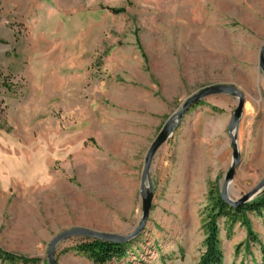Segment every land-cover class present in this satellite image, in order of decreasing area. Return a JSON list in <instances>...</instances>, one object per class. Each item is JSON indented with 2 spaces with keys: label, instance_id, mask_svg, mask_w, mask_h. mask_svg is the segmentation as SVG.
<instances>
[{
  "label": "rangeland",
  "instance_id": "obj_1",
  "mask_svg": "<svg viewBox=\"0 0 264 264\" xmlns=\"http://www.w3.org/2000/svg\"><path fill=\"white\" fill-rule=\"evenodd\" d=\"M263 43L264 0H0V248L49 264L65 230L132 233L150 145L210 85L245 95L230 195L254 188L264 178ZM237 103L201 100L158 149L150 216L126 256L96 263L75 236L57 246L58 263L199 264ZM247 217L255 243L241 221L218 219L222 264H262L264 207Z\"/></svg>",
  "mask_w": 264,
  "mask_h": 264
},
{
  "label": "water",
  "instance_id": "obj_2",
  "mask_svg": "<svg viewBox=\"0 0 264 264\" xmlns=\"http://www.w3.org/2000/svg\"><path fill=\"white\" fill-rule=\"evenodd\" d=\"M259 65L264 75V43L262 44V47L259 52ZM216 94L234 95L238 100V103L233 111V114L231 116L228 125V133L231 139L233 160L221 184L220 196L227 204L237 209L240 206L252 202L259 195L264 194V178H263L254 188H252L247 193L243 194L239 199H233L231 197L230 193L232 190V181L235 176L236 168L239 166L241 162V154L237 143V134H238L240 121L244 112L245 95L243 91L240 90L237 86L231 84H216V85L206 86L196 91L192 95H190L182 103L180 108L168 118V120L165 122L162 129L158 133L157 137L154 139V141L152 142V144L148 149L145 158L142 180H141L142 216L138 227L132 233L126 236L99 232L89 228H82V227L65 230L55 235V237L50 242L47 252L49 264H59L55 256L56 249L59 243L67 238L77 236L92 240H101V241L114 242V243H125L131 240L132 238L136 237L137 235H139L145 229L146 223L150 216L153 198H154V190L150 180V169L156 152L173 135L175 130H177L180 127L183 117L191 107L196 105L201 100Z\"/></svg>",
  "mask_w": 264,
  "mask_h": 264
},
{
  "label": "trees",
  "instance_id": "obj_3",
  "mask_svg": "<svg viewBox=\"0 0 264 264\" xmlns=\"http://www.w3.org/2000/svg\"><path fill=\"white\" fill-rule=\"evenodd\" d=\"M261 199H255L252 202L240 206L235 209L227 204L220 196V193L212 195V208L210 211V220L206 224L207 237L205 244L207 250L202 255L199 264H222L223 253L220 248L219 240V228L218 219L220 217H226L233 222L241 221V223L248 229L247 242L255 243L258 237L253 232L250 220L247 217V211L260 210L264 207V195ZM76 250L87 255L90 259L96 263H105L113 258H123L127 254V248L125 243L106 242L101 240H92L84 238L83 241L76 246ZM262 264H264V248L262 249ZM0 261L1 264H22L19 261L25 263H36L38 259H30L17 256L13 253L7 252L0 248Z\"/></svg>",
  "mask_w": 264,
  "mask_h": 264
}]
</instances>
